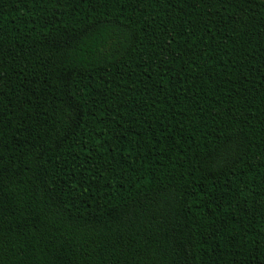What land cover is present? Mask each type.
I'll list each match as a JSON object with an SVG mask.
<instances>
[{"label": "trees", "instance_id": "1", "mask_svg": "<svg viewBox=\"0 0 264 264\" xmlns=\"http://www.w3.org/2000/svg\"><path fill=\"white\" fill-rule=\"evenodd\" d=\"M0 264H264V0H0Z\"/></svg>", "mask_w": 264, "mask_h": 264}]
</instances>
